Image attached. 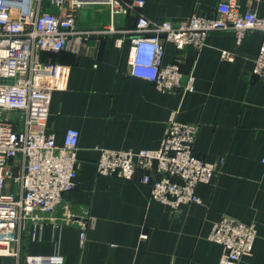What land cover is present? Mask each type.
Masks as SVG:
<instances>
[{"label":"crops","instance_id":"obj_1","mask_svg":"<svg viewBox=\"0 0 264 264\" xmlns=\"http://www.w3.org/2000/svg\"><path fill=\"white\" fill-rule=\"evenodd\" d=\"M129 14L113 15L95 4L78 13L79 30H110L93 34L83 52L42 51L41 62L69 68L68 84L52 94L49 133L62 145L68 129L80 133L76 187L63 195L67 209L93 220L84 242L77 226L29 223L23 231L24 252L60 256L63 264H219L223 248L208 239L223 217L254 223L253 254L239 264H264V80L253 76L263 33L252 31L241 43L233 32L214 31L199 53L182 55L181 68L194 74L192 92L168 94L130 74L129 59L139 15L155 23L178 24L194 13L216 15L227 0H143ZM241 12L264 17V0H235ZM52 10V9H51ZM224 52L233 60L223 58ZM166 44L164 63L178 59ZM180 122L196 124V154L219 166L211 183L197 187L201 203L178 208L151 198L144 174L126 180L98 174L99 148L114 151L156 150L173 113ZM0 256V264H15Z\"/></svg>","mask_w":264,"mask_h":264},{"label":"built area","instance_id":"obj_2","mask_svg":"<svg viewBox=\"0 0 264 264\" xmlns=\"http://www.w3.org/2000/svg\"><path fill=\"white\" fill-rule=\"evenodd\" d=\"M95 4L107 5L116 15L129 14L143 7L144 1L0 0V256L14 258L15 264H63L60 256L24 252L23 231L29 223L34 226L33 238L45 222L60 228L77 226L82 242L93 223L67 208L60 213L63 195L77 184L80 133L68 129L62 145L49 133L52 94L67 86L69 68L43 63L39 55L42 51L78 55L93 34L115 32L114 28H77L79 11ZM214 31L233 32L241 43L252 31L264 36V17L252 10L241 12L235 0L221 2L214 16L197 12L178 24L155 23L139 15L131 39L130 74L149 81L162 93L192 92L195 77L183 72L181 55L187 49L201 52ZM167 43L174 44L179 53L172 64L164 63ZM223 58L233 60L228 52ZM252 74L264 80V38ZM197 134L196 124L178 121L174 112L156 150L99 148L98 174L133 180L143 171L141 182L151 187L153 200L174 208L201 203L198 185L214 180L224 158L219 166L201 159L195 151ZM9 180L15 191L8 189ZM256 238L254 223L226 216L208 236L223 248L219 264H239L244 256L252 255Z\"/></svg>","mask_w":264,"mask_h":264},{"label":"rangeland","instance_id":"obj_3","mask_svg":"<svg viewBox=\"0 0 264 264\" xmlns=\"http://www.w3.org/2000/svg\"><path fill=\"white\" fill-rule=\"evenodd\" d=\"M8 189H10L12 191H15V189H16V187L14 186V183L12 182V180L8 181Z\"/></svg>","mask_w":264,"mask_h":264},{"label":"water","instance_id":"obj_4","mask_svg":"<svg viewBox=\"0 0 264 264\" xmlns=\"http://www.w3.org/2000/svg\"><path fill=\"white\" fill-rule=\"evenodd\" d=\"M3 81H6V79H3Z\"/></svg>","mask_w":264,"mask_h":264}]
</instances>
